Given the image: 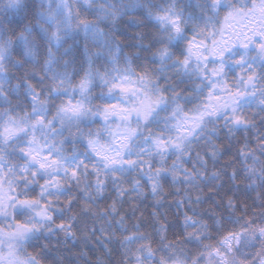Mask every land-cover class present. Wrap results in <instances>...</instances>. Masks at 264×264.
Segmentation results:
<instances>
[{
  "label": "snow or ice",
  "instance_id": "6c2138e0",
  "mask_svg": "<svg viewBox=\"0 0 264 264\" xmlns=\"http://www.w3.org/2000/svg\"><path fill=\"white\" fill-rule=\"evenodd\" d=\"M125 16L155 29L131 37L132 56L115 34ZM143 53L155 67L137 72ZM169 182L192 212L181 238L155 211L153 232L129 227L134 201L160 206ZM54 237L95 241V264H264V0H0V264H41L25 245Z\"/></svg>",
  "mask_w": 264,
  "mask_h": 264
},
{
  "label": "trees",
  "instance_id": "16d2710c",
  "mask_svg": "<svg viewBox=\"0 0 264 264\" xmlns=\"http://www.w3.org/2000/svg\"><path fill=\"white\" fill-rule=\"evenodd\" d=\"M242 2H247V0H242ZM258 3L259 0H256ZM193 3H195V0H193ZM137 18L143 19V14L140 12L136 13ZM147 23V22H146ZM223 24V22H222ZM155 31V29L152 27L150 23H147L146 27H136L134 25H131L129 23V17L125 16L122 20L118 22V28L116 31L117 39L120 41L123 51L125 54L132 56L135 52L138 50L132 47H129L132 43H134L133 40H131V37L134 36L137 32H144L147 34H151ZM71 43V41H69ZM144 43H148V40H145ZM81 50L83 48V42H81ZM92 51H96L95 48H92ZM103 61L98 62L99 64H103ZM147 66L149 68L155 67V65H152L150 63V54L143 53L140 60H136L135 58L132 59L131 67L136 70L137 72L142 71V69ZM240 75V70L236 69L235 74L230 73L228 76V80L231 83L234 81L238 76ZM15 82V81H14ZM35 83V81H34ZM181 87H184L183 85ZM207 93H205V96ZM13 106L16 105L17 101L16 98L13 97ZM203 99V98H202ZM20 103L21 107H26V102L24 101L23 96L20 97ZM193 104L185 105V112L188 116L194 115L190 111V109L193 107ZM21 109L18 108L17 111H20ZM99 127V125L94 126ZM248 139L251 144H254L255 141L253 139V134H248ZM244 141V134L243 133H237L236 134V140L232 141L230 151L227 152L220 160V163L217 165V167H223L226 163H229L231 160L236 158V151L241 146V144ZM102 142V140H101ZM225 146H228V141L224 139L223 133H221V139L219 141ZM70 147V146H68ZM234 167L238 168L239 164H235ZM233 170L232 167H229L226 169L227 173H231ZM225 181V187L221 190V195L224 194L228 190V187L230 186L227 182V176H224ZM143 183V181H142ZM238 184H241V187L243 186V181H237ZM146 193L148 192L147 186L145 187ZM175 188L169 183L164 184V198L161 200V205L158 207H153V205L156 203V200L150 195H147V199L141 198L139 200H135V204L138 207V211L136 212V216L132 217L129 221V227L133 223L140 222L142 223V231L146 232H153V218L151 216L152 212H157L161 222L166 223L169 226L167 235L169 240L175 241L179 238H181L182 234L184 233V213H187L188 215H192V212L188 210V207L185 205L183 207H177L176 201L183 199V194L180 195L175 194ZM235 192V195L238 197V199L243 203L245 202V197L241 192H236L235 189H233ZM205 194H207V189L205 188ZM133 197L135 194H132ZM195 195V194H193ZM255 193H251L250 198L246 199V203L248 205H252V201L255 197ZM217 202L219 201V197H216ZM107 203H110V201H104L100 204L101 207H104ZM83 201H80V203L74 208V213L78 216L83 217V213L81 211ZM214 205L211 201L205 200V203L199 205L197 207V211L200 213L206 212L208 209L213 208ZM124 210L129 213V216H131V203H125L124 204ZM141 213H143V217L141 218ZM218 214L227 215L226 212H224L223 209L217 210ZM237 216L240 215V213L236 214ZM199 218V217H197ZM89 220V227L91 226V220ZM59 222V221H57ZM99 225H97L98 227ZM78 227L83 228V223L78 225ZM231 227V225H229ZM77 235L79 236L80 233L78 232ZM97 236H99V233H97ZM117 236H119V233H117ZM60 239L62 241V234L60 236ZM47 246L46 249L44 246ZM109 247H112V245H109ZM185 249L191 248V245H182ZM253 251H259V248L253 250ZM85 253V256H81V253ZM25 253L27 255L37 256L41 264H86L87 262H90V264H95V261L98 257L103 256V249L100 247L99 244H96L95 241L89 242L87 246H85L83 243H78L77 245L73 246L71 242H69L67 245H65L63 242L57 243V238H52L51 240H45L41 238L39 241H33L31 245H25ZM25 253H21L19 255V259L26 260L27 255ZM5 258H7V251L4 252Z\"/></svg>",
  "mask_w": 264,
  "mask_h": 264
},
{
  "label": "rangeland",
  "instance_id": "374dc122",
  "mask_svg": "<svg viewBox=\"0 0 264 264\" xmlns=\"http://www.w3.org/2000/svg\"><path fill=\"white\" fill-rule=\"evenodd\" d=\"M222 99H223V97H222ZM191 116H193V114L190 115L189 117H191ZM107 139H109V138L107 136H105L104 139H102L101 144H104L105 140H107ZM13 264H14V262H13Z\"/></svg>",
  "mask_w": 264,
  "mask_h": 264
}]
</instances>
